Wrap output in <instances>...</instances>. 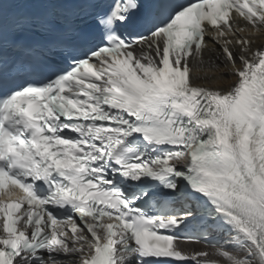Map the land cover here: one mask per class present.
<instances>
[{"label": "snow or ice", "instance_id": "6c2138e0", "mask_svg": "<svg viewBox=\"0 0 264 264\" xmlns=\"http://www.w3.org/2000/svg\"><path fill=\"white\" fill-rule=\"evenodd\" d=\"M261 37L264 0H0V264H264Z\"/></svg>", "mask_w": 264, "mask_h": 264}, {"label": "bare ground", "instance_id": "6f19581e", "mask_svg": "<svg viewBox=\"0 0 264 264\" xmlns=\"http://www.w3.org/2000/svg\"><path fill=\"white\" fill-rule=\"evenodd\" d=\"M261 39H264V37H261ZM200 82L210 85L211 87L216 86H227L231 84L233 81L236 80L235 76H231L230 78H221L220 73H217L214 77L211 79H198ZM192 250H200V247L198 244H192L189 245Z\"/></svg>", "mask_w": 264, "mask_h": 264}]
</instances>
